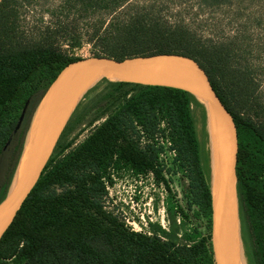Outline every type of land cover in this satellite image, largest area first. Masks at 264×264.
I'll list each match as a JSON object with an SVG mask.
<instances>
[{
  "label": "trees",
  "instance_id": "1",
  "mask_svg": "<svg viewBox=\"0 0 264 264\" xmlns=\"http://www.w3.org/2000/svg\"><path fill=\"white\" fill-rule=\"evenodd\" d=\"M15 3H0V202L39 103L59 73L80 59L74 49L87 44L92 55L114 59L174 53L199 64L232 115L243 257L246 264H264V123L240 112L252 106L251 98L221 52L159 17L153 4L133 0H66L67 23L57 17L56 25L25 42L16 33ZM194 109L201 111L202 141ZM206 125L204 106L186 91L127 82L96 85L71 115L1 237L0 264H214ZM120 170L135 178L151 174L162 186L169 220L173 226L179 220L184 229L183 244L159 227L151 235L129 232L103 210L106 188Z\"/></svg>",
  "mask_w": 264,
  "mask_h": 264
},
{
  "label": "water",
  "instance_id": "2",
  "mask_svg": "<svg viewBox=\"0 0 264 264\" xmlns=\"http://www.w3.org/2000/svg\"><path fill=\"white\" fill-rule=\"evenodd\" d=\"M102 81L180 89L204 106L211 168L210 247L213 262L241 264L235 173L236 127L199 64L190 57L174 53L124 59L90 56L71 62L59 73L34 113L11 183L0 202V239L38 181L71 115L87 93ZM209 110L217 123L214 136L209 129ZM214 155L216 169L213 167Z\"/></svg>",
  "mask_w": 264,
  "mask_h": 264
},
{
  "label": "rangeland",
  "instance_id": "3",
  "mask_svg": "<svg viewBox=\"0 0 264 264\" xmlns=\"http://www.w3.org/2000/svg\"><path fill=\"white\" fill-rule=\"evenodd\" d=\"M14 1L16 33L25 42L35 41L37 34L45 27L56 25L57 17L63 24L67 23L62 9L66 0ZM133 1L145 6L153 4L154 12L159 17L170 24L183 25L206 47L217 48L226 65L234 70L233 76L246 84L245 92L250 96L252 106L240 112L247 114L257 124L264 123V0ZM67 19L70 20L69 17ZM89 49V45L83 44L82 48L74 49L71 53L80 59L94 56ZM242 104V101L238 102V110ZM194 114L198 137L202 141L201 111L194 109ZM209 115V129L214 136L217 125L210 110ZM91 128L79 132L71 148L83 141ZM214 156L213 166L216 167ZM164 159L169 163L170 154L165 155ZM176 183L175 180L172 186L176 187ZM165 196L162 186L155 185L151 174L135 178L129 172L120 170L112 175V184L106 188L102 207L129 232L151 235L159 227L174 234L176 243L183 244L184 229L179 220L175 221V226L169 220Z\"/></svg>",
  "mask_w": 264,
  "mask_h": 264
},
{
  "label": "bare ground",
  "instance_id": "4",
  "mask_svg": "<svg viewBox=\"0 0 264 264\" xmlns=\"http://www.w3.org/2000/svg\"><path fill=\"white\" fill-rule=\"evenodd\" d=\"M112 79H115V80H117V79H119L118 77H111ZM216 125H217V123H216ZM214 158H216L215 156H214ZM217 166V165H216ZM214 167V166H213ZM215 169H216V167H214ZM238 236H236V238H237ZM239 253H240V258H241V264H245V261H244V258H243V252H242V249H241V247L239 246Z\"/></svg>",
  "mask_w": 264,
  "mask_h": 264
}]
</instances>
